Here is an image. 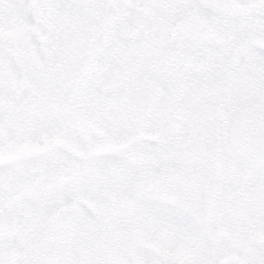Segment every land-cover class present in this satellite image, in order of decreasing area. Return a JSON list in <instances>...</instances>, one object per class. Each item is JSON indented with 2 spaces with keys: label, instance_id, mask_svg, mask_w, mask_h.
Masks as SVG:
<instances>
[{
  "label": "snow or ice",
  "instance_id": "6c2138e0",
  "mask_svg": "<svg viewBox=\"0 0 264 264\" xmlns=\"http://www.w3.org/2000/svg\"><path fill=\"white\" fill-rule=\"evenodd\" d=\"M0 264H264V0H0Z\"/></svg>",
  "mask_w": 264,
  "mask_h": 264
}]
</instances>
